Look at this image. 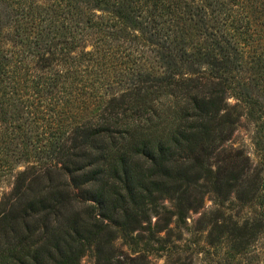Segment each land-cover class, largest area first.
<instances>
[{
  "label": "trees",
  "instance_id": "obj_1",
  "mask_svg": "<svg viewBox=\"0 0 264 264\" xmlns=\"http://www.w3.org/2000/svg\"><path fill=\"white\" fill-rule=\"evenodd\" d=\"M246 113L264 129V0H0V264H153L206 195L209 243L245 234Z\"/></svg>",
  "mask_w": 264,
  "mask_h": 264
},
{
  "label": "rangeland",
  "instance_id": "obj_2",
  "mask_svg": "<svg viewBox=\"0 0 264 264\" xmlns=\"http://www.w3.org/2000/svg\"><path fill=\"white\" fill-rule=\"evenodd\" d=\"M263 130L257 124L255 116L246 113L240 119L231 139L234 147L241 149L254 165L259 164L260 167L264 166V144L261 145L258 141L259 132L263 136ZM8 180L10 179L0 183L2 192L9 189ZM229 206L228 215L237 220L239 226L246 225L245 234H226L219 243L210 244L209 227L199 219L202 211L214 207L211 195H206L201 211L190 213L187 223L181 229L182 237L176 242L172 252L149 253L153 264H264V225L255 228V217L264 218V200L258 199L244 206L233 202ZM227 223L233 224L231 221ZM176 233H180L179 228L175 230ZM240 243L243 247H237ZM117 245L128 251L121 238L117 240ZM80 264H94L93 255L86 254Z\"/></svg>",
  "mask_w": 264,
  "mask_h": 264
}]
</instances>
